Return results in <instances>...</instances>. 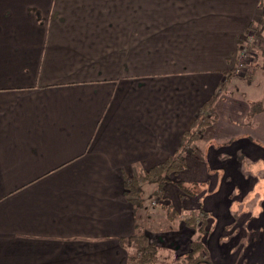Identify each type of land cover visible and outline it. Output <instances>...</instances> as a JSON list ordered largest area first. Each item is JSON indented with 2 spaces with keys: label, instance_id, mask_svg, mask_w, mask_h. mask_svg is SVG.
<instances>
[{
  "label": "crops",
  "instance_id": "0c3cea01",
  "mask_svg": "<svg viewBox=\"0 0 264 264\" xmlns=\"http://www.w3.org/2000/svg\"><path fill=\"white\" fill-rule=\"evenodd\" d=\"M259 2L0 0V264H127L135 218L124 178L175 156L222 83L237 86L240 40L263 20ZM258 33L264 38V23ZM213 109L215 120L186 149L188 165L216 163L230 146L260 157L264 105L239 120L248 121L236 136L244 138L208 156L204 145L229 138L215 130L223 117ZM185 197H165L179 211L175 222L151 202L137 213L159 244L154 264L188 253L185 222L195 215ZM202 210L210 212L205 201Z\"/></svg>",
  "mask_w": 264,
  "mask_h": 264
},
{
  "label": "rangeland",
  "instance_id": "374dc122",
  "mask_svg": "<svg viewBox=\"0 0 264 264\" xmlns=\"http://www.w3.org/2000/svg\"><path fill=\"white\" fill-rule=\"evenodd\" d=\"M247 54L245 57L248 59L247 63H251L252 58H256L255 52L248 49ZM233 74L240 77L232 80L237 81V86L233 87L222 83L225 88L221 91L219 99L215 101L216 105L213 104L220 118L223 117V122L220 121L215 130L229 138L217 144L214 142V144L204 145L203 150L206 149L205 153L208 156L211 154H209L210 150H216L218 147L227 149L231 141L229 139L236 137L241 130L248 132L249 129L246 128L248 121H244L242 124L246 126H243L240 124L242 118L246 114L249 118L254 116L255 112L251 113L254 102L257 101L261 106L264 105V73L258 70L252 77L251 85L248 83L249 80H244L242 77L245 71L238 76L234 72ZM247 100L252 101L249 107H246ZM258 109L259 105L255 110ZM201 110L204 117V110ZM228 118L233 119L235 127H237L232 128L234 136L231 133V122H228ZM236 138L240 141L244 136ZM257 144L254 145L261 155L260 157L250 158L242 152H233L232 146H230V154L217 160L216 163L200 159L198 162L192 160L189 166L188 161L186 168L175 177L186 182L184 187L188 195H185L187 196L185 199L189 201L185 205L192 203V208H187L193 212L191 214L197 216L198 211L202 210L204 201L206 210L210 211L208 216L213 221L212 223L207 225L206 218H204L202 222L198 221V224L192 228L187 227L191 231L188 244L186 243L188 234L179 235V237L183 236L182 245L185 246L186 243L187 251L190 249V242H193L197 236L199 237L207 257L206 262L202 264H263L260 260L264 255V145L260 141ZM244 148L247 151V146ZM193 158L197 159V154ZM162 188L164 197L168 196L174 203H177L180 195L182 198L184 194V191L175 186L172 181L166 182ZM151 189L152 186L149 185L143 187L146 203H152L150 200ZM212 197L218 198V204L214 205V208L208 205L209 199ZM173 210L178 215L179 211L172 208ZM156 211L161 215L165 214L160 205L157 206ZM201 223L203 227L199 230ZM150 242H154L156 246L159 245L156 240L150 239ZM169 243L171 244V241L166 240L164 245H170ZM183 264L185 263L183 262Z\"/></svg>",
  "mask_w": 264,
  "mask_h": 264
},
{
  "label": "trees",
  "instance_id": "16d2710c",
  "mask_svg": "<svg viewBox=\"0 0 264 264\" xmlns=\"http://www.w3.org/2000/svg\"><path fill=\"white\" fill-rule=\"evenodd\" d=\"M259 8L264 11V0H260ZM264 23V16L261 23L250 24L249 25V34L243 39L240 40L241 46L248 45L247 48L255 52L256 58H252L251 63L245 69V74L242 76L248 81L250 77L258 70H261L264 73V38L261 34L258 33V27ZM254 37V44H247V37L249 35ZM237 63L234 65V69L237 67ZM215 98H211L202 109L208 113V116L199 114L193 121L190 130L185 132L182 136L180 147L177 150L175 156H172L163 162L149 168L143 174L138 177H125L124 178V187L125 192L124 196L127 201L133 205L134 209V218H135V231L132 236L125 240L127 247L129 249V254L127 256V264H154L155 257L159 250V247L154 243H151L147 237V234L144 231V222L138 218L137 213L140 210L145 209V200L143 187L145 185L155 186V190L151 193L153 200L149 205V208H156L158 205L163 207L167 219L170 221H175L178 217L177 213L173 210L172 206L165 205L164 202L166 198L163 195L162 186L169 181H172L175 186L181 188L184 187V183L177 178V174L186 168L185 153L186 149L195 144L199 139V134L208 127L214 120L215 116L211 117L213 114V104ZM259 105V109L256 111L255 108ZM261 111L260 103H255L252 106V112L255 114ZM184 194L188 195L185 192ZM155 203L154 205H152ZM156 206V207H154ZM171 214H174L171 216ZM207 212L203 210L198 211L197 216H192L185 223L187 226L192 228V226L197 225L198 221H201L207 217ZM202 224V223H201ZM200 228L203 227V224ZM203 244L199 241L197 236L193 242H190L189 251L186 255L176 258V264H202L206 262L205 250H203Z\"/></svg>",
  "mask_w": 264,
  "mask_h": 264
},
{
  "label": "built area",
  "instance_id": "2783aa9c",
  "mask_svg": "<svg viewBox=\"0 0 264 264\" xmlns=\"http://www.w3.org/2000/svg\"><path fill=\"white\" fill-rule=\"evenodd\" d=\"M247 44H251L253 45L254 44V37L250 34L248 37H247ZM248 46V45H247ZM246 45H243L240 50H239V54H238V57H237V67L235 68L234 70V73L238 76L240 74L243 73V71H245V69L247 68V66L249 65V63H247L248 59H246V55L247 52H248V48H247ZM155 203H153L154 205Z\"/></svg>",
  "mask_w": 264,
  "mask_h": 264
}]
</instances>
